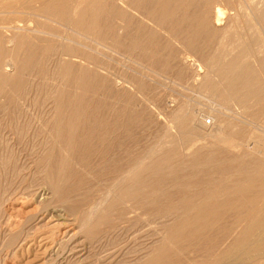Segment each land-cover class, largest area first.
I'll list each match as a JSON object with an SVG mask.
<instances>
[{"label": "bare ground", "instance_id": "obj_1", "mask_svg": "<svg viewBox=\"0 0 264 264\" xmlns=\"http://www.w3.org/2000/svg\"><path fill=\"white\" fill-rule=\"evenodd\" d=\"M193 4L0 0V136H26L24 102L32 91L43 95L34 105L47 107L48 119L37 136L51 143L42 141L37 164L46 165L52 200L77 217L88 245L134 244L126 264H264L263 136L249 141L236 117L215 116L207 129L201 110L167 93L169 83L185 86L225 110L236 106L239 118L264 115V83L240 55L225 59V47L227 62L201 55L203 69L195 60L226 31L227 9L212 16ZM73 163L103 180L106 195L85 189L89 179Z\"/></svg>", "mask_w": 264, "mask_h": 264}, {"label": "rangeland", "instance_id": "obj_2", "mask_svg": "<svg viewBox=\"0 0 264 264\" xmlns=\"http://www.w3.org/2000/svg\"><path fill=\"white\" fill-rule=\"evenodd\" d=\"M197 1L202 6L203 10L206 9L205 7H203L204 5H207L209 9L211 7L210 12L212 13V16H213L214 8L216 6L220 7L223 10L227 9L226 19L224 21L226 23L222 27V28L225 27L226 31H223L224 33H216V35L214 36L217 37L216 38L217 40H214L215 39L214 37L213 39L214 43L212 41L213 44L206 45L209 46L208 49L207 47L202 45V47H205L204 51H206V53L200 47L202 50V54L198 53V55L200 56L196 54L197 58L195 56V60L200 62L201 68L202 69L204 68V64H206L205 62L207 60V59H203L201 55L206 54L205 57L207 55L209 56L213 55V57L214 56L217 57L219 55L218 57H220L227 54L228 57L226 58L225 56L224 57L225 59H230L235 55L238 57L240 55L239 64L240 61H242L241 63L248 64L250 69L251 68L252 70L255 69V71L259 75L261 84L264 83V71L260 69L262 68V63L264 61L261 60L262 58H264V0H197ZM197 1L194 0V4L191 5V7L197 5L198 3ZM201 1H203L204 3H202ZM207 2L208 3L212 2V3L208 4ZM231 5L232 7L236 8V12L234 11V14H236V16L238 15V18L235 17L236 19L233 16H232L233 19L230 18L232 12L229 11V9H231ZM213 26L214 23L212 24L211 27L214 28ZM220 39H222V41H220ZM216 42L219 43L216 44ZM224 47L227 49V52L224 51L226 54L223 55L222 53H224L223 52ZM245 47L246 48L249 47V48H247L246 50ZM230 48H232L233 50ZM100 49L103 50V48L101 47ZM103 52L109 53L107 49H104ZM217 52L219 53L217 54ZM240 53H242L243 55ZM229 54L231 57L229 56ZM224 58L222 59V61L224 60L225 62H227L228 60H225ZM33 79L35 80V78ZM48 80L50 81V79ZM262 86L264 88V84H262ZM168 87H169V92L167 91V93L169 94V96H173L172 94H174L173 98H177L178 101L180 100L183 102L184 100L186 103H189V105L193 107V108L191 107L192 109H196L199 111L201 110L202 114H204L203 121L206 122V124L208 119H210V121H213V117L215 116L216 117L218 116V118H223L225 116H228L230 117L231 120L234 121L236 120L235 119L236 117L239 121H235V122H239L241 126L243 125V127H245L249 138H251L252 132L255 134L256 133L261 134L263 137H260L259 140H262V142L264 143V115L252 119L251 117L250 118L248 117L249 115L247 116L248 118L247 117L245 118L244 114H242L241 115L242 117L239 118L238 116L240 115L238 114H240V109L236 108V106L234 107V105L230 106V107H234V109L229 107L227 110H225L226 109L225 106H221V103L219 101L216 102L211 100L210 98H208L209 96H207L206 93L204 94V92L200 93L191 89L187 90L185 86L184 87L179 86L178 88L177 85L175 86L174 84L172 85L170 83ZM36 94H37L36 91L35 92L32 91V93H30L27 98L29 99L28 100L29 102H24L26 105H29L30 108V114L28 113L27 115L28 119L30 120L27 119L25 123H27L28 125L30 124L29 126L31 128V130H28L29 132L27 133L26 136L25 135L22 136L24 137V139L22 137L17 138L16 135L13 134L11 135V133L9 132L8 133L3 132L2 136H0V143H1L0 147L2 148V149L0 148V247H2L0 248V264H70V263L71 264H107V263L124 264L125 262H128L129 252H130L129 249L131 248L133 249V247H136L134 246V244L131 245V243L129 244L128 242L126 243L125 241L123 246L121 245L120 246L121 248L116 247V250L115 247H113L114 245L112 244H109L112 247H109V245L108 246L105 245L104 247L90 246L87 244L86 240L84 239V235L80 231V227L76 219L77 217L75 215L71 216L69 213L65 212L64 208L60 206H56L54 204L52 200L53 197H52V192L50 190V186L45 178L46 177L45 172L47 171L46 165L43 164L42 166L41 165L39 166L37 164L39 157H41L43 154H44L43 157L46 156V151L40 148V144L44 140L45 141L49 140V143H51L50 142L51 139L48 138L50 137L48 134L47 136L44 135V137L42 135L37 136V134L39 135V132L43 131L44 128L43 127L44 125L42 126L41 122L48 119L46 114H43L47 112L46 110H48V108L43 106V108L41 107L42 110H39L38 108L40 107L38 108H36L37 106L35 107L34 102L38 101L39 99H40L39 102H42L41 100H43L41 99L43 97L42 94H39V92L37 95ZM213 102H215L216 104H214ZM228 111H230V113ZM241 113H244V111L242 110ZM40 116L42 117L39 118ZM45 117L46 119H44ZM213 122L210 123L211 126H209V124L207 125V129L213 128L214 126ZM25 123L22 122V124ZM37 123H41L40 125L43 128L39 126V124ZM39 128H42L41 131L38 130ZM144 129H146V127ZM34 131H36V133ZM18 139H22L21 140L22 142ZM246 140L247 139H245L244 141ZM252 140L253 139L251 138L249 141ZM250 144H252V142H250ZM223 149L225 150L226 155L235 154L236 152L234 149L225 146H223ZM263 149H264V145H262L261 152H264ZM248 151L250 152V150ZM63 153L65 152H62L61 154L63 157L68 156L66 153L65 154ZM1 155L3 157L5 155L6 158L5 157L3 158ZM250 155L252 158L255 156L252 153H250ZM262 155L264 156V154L262 153L261 158L258 157V159H260L264 163V159H262L263 157ZM72 169L74 171L79 172L80 176L82 177L84 176L89 179V186H87L85 189L92 187L96 189L94 193L97 194V192H99L100 194L103 193L104 195H106L107 188H105L106 183L103 180H99V179H97L96 181L93 180L90 171L84 169L81 166H78L76 163H73ZM81 173L85 175H81ZM102 190L106 193H104ZM77 198H79L78 195L71 197V199L72 200L74 199L75 201L78 200ZM20 230L24 232L23 235H21V233L19 232ZM16 233L17 236H19L17 238L18 240H16L15 243H12V245H8L10 236L12 234L15 235ZM68 237H71V239ZM60 244L61 247L64 246L63 247L64 249L60 248V250H63L62 252L64 253L58 250ZM129 246L131 248H129ZM126 249L127 251H125ZM54 252L56 254H52V256L53 255L54 256L51 257V253Z\"/></svg>", "mask_w": 264, "mask_h": 264}, {"label": "crops", "instance_id": "obj_3", "mask_svg": "<svg viewBox=\"0 0 264 264\" xmlns=\"http://www.w3.org/2000/svg\"><path fill=\"white\" fill-rule=\"evenodd\" d=\"M199 6L202 7L200 4H199V5L197 4V5H195V7H192L191 9H192V10H194V9L198 10V9L200 8ZM197 7H198V8H197ZM200 9H201V8H200Z\"/></svg>", "mask_w": 264, "mask_h": 264}, {"label": "built area", "instance_id": "obj_4", "mask_svg": "<svg viewBox=\"0 0 264 264\" xmlns=\"http://www.w3.org/2000/svg\"><path fill=\"white\" fill-rule=\"evenodd\" d=\"M210 123H211V121H210V119H208V120H207V124H210Z\"/></svg>", "mask_w": 264, "mask_h": 264}]
</instances>
